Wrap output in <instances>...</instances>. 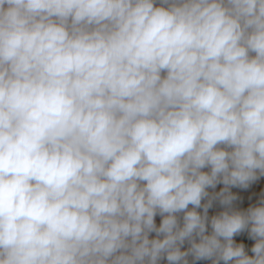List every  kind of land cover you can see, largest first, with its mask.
<instances>
[{"label": "clouds", "instance_id": "clouds-1", "mask_svg": "<svg viewBox=\"0 0 264 264\" xmlns=\"http://www.w3.org/2000/svg\"><path fill=\"white\" fill-rule=\"evenodd\" d=\"M0 264H264V0H0Z\"/></svg>", "mask_w": 264, "mask_h": 264}]
</instances>
